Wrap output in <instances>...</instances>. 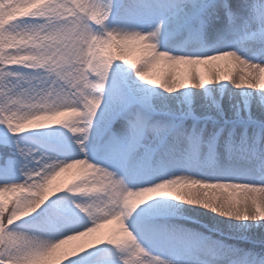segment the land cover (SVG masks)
<instances>
[{
    "label": "snow or ice",
    "instance_id": "1",
    "mask_svg": "<svg viewBox=\"0 0 264 264\" xmlns=\"http://www.w3.org/2000/svg\"><path fill=\"white\" fill-rule=\"evenodd\" d=\"M0 264H264V0H0Z\"/></svg>",
    "mask_w": 264,
    "mask_h": 264
}]
</instances>
